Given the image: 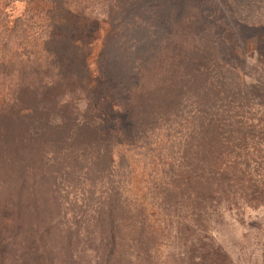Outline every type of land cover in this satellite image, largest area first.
I'll return each mask as SVG.
<instances>
[{"label": "rangeland", "instance_id": "374dc122", "mask_svg": "<svg viewBox=\"0 0 264 264\" xmlns=\"http://www.w3.org/2000/svg\"><path fill=\"white\" fill-rule=\"evenodd\" d=\"M38 4L0 0L7 34H0V65L43 57L63 75L75 71L91 87L79 93L80 108L93 102L109 120L112 151L75 158L56 182V212L81 229L84 257L0 247V264H264V0H102L50 18ZM53 17L62 23L51 24ZM170 35L214 41L224 85L198 103L186 90L180 108L145 121L117 102L110 110L96 101L107 85L98 61L107 43L124 48L129 38H149L144 50L153 55ZM219 89L234 95L220 98L219 110L236 129L220 145L204 142L200 127L214 119ZM209 154L212 171H227L228 179L213 176L206 201L197 203L194 181L209 175Z\"/></svg>", "mask_w": 264, "mask_h": 264}, {"label": "trees", "instance_id": "16d2710c", "mask_svg": "<svg viewBox=\"0 0 264 264\" xmlns=\"http://www.w3.org/2000/svg\"><path fill=\"white\" fill-rule=\"evenodd\" d=\"M38 1L36 7L45 13L47 10L46 16L50 18L52 12L60 14L68 5L91 6L102 0ZM110 19L112 22L113 16ZM52 23L62 20L53 17ZM4 31L0 32L2 37L7 35ZM150 42L144 37L129 38L124 48L116 40L106 44L98 61L107 85L100 88L103 94L96 97L106 109L112 110L117 102L127 116L136 115L145 121L163 114L166 108H180L186 90L194 92L198 103L223 84L225 74L220 69L214 41L170 35L154 46L153 55L144 50ZM89 46L90 39L83 57ZM9 75L15 82L8 84ZM105 88L110 90L111 100ZM0 90L4 93L0 103V247L44 249L49 254L58 252L69 261L81 260L85 247L82 232L65 215L56 212L61 208L56 182L70 173L69 162L75 158L92 149L105 156L112 151L114 133L108 126L109 120L105 121L93 102L80 108L79 93L87 94L91 87L75 71L63 75L51 62H44L43 57L19 60L9 67L1 64ZM233 96L229 91L216 90L218 111L214 119L200 126L206 137L202 138L204 142L209 139L223 144L228 140L225 134L236 130L233 122L220 118L219 110V99ZM105 98L107 101L103 102ZM239 136L241 142L243 136ZM206 159L209 175H199L194 181L197 203L206 201L213 176L228 179L227 171L210 168L216 166L214 155L209 154Z\"/></svg>", "mask_w": 264, "mask_h": 264}]
</instances>
